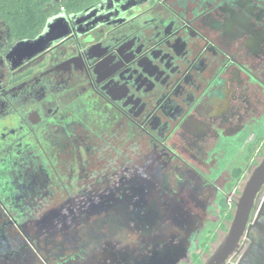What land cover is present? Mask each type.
I'll use <instances>...</instances> for the list:
<instances>
[{
    "label": "flooded vegetation",
    "instance_id": "flooded-vegetation-1",
    "mask_svg": "<svg viewBox=\"0 0 264 264\" xmlns=\"http://www.w3.org/2000/svg\"><path fill=\"white\" fill-rule=\"evenodd\" d=\"M100 1L94 28L0 57L25 67L0 75V264H203L264 156V0ZM205 205L229 226L184 262ZM222 264H264V182Z\"/></svg>",
    "mask_w": 264,
    "mask_h": 264
},
{
    "label": "water",
    "instance_id": "water-1",
    "mask_svg": "<svg viewBox=\"0 0 264 264\" xmlns=\"http://www.w3.org/2000/svg\"><path fill=\"white\" fill-rule=\"evenodd\" d=\"M101 3H94L79 13H57L51 15L45 21L42 31L32 38H22L15 41L5 54V59L10 64V69L14 70L22 64L31 60L53 45L64 40L71 33L72 22L74 25L85 26L80 32L88 31L103 21L98 18L97 13L100 11ZM96 14V17L92 16ZM264 182V156L258 165L253 169L245 187L236 203L235 213L231 224L224 235L222 241L213 253L204 261L203 264H222L226 257L237 246V241L245 229L248 214L254 200V197Z\"/></svg>",
    "mask_w": 264,
    "mask_h": 264
},
{
    "label": "trees",
    "instance_id": "trees-1",
    "mask_svg": "<svg viewBox=\"0 0 264 264\" xmlns=\"http://www.w3.org/2000/svg\"><path fill=\"white\" fill-rule=\"evenodd\" d=\"M50 0H0V38L15 42L22 38L38 35L51 15L58 12H78L98 0H58L52 8L43 7ZM0 49V54H1ZM251 145V150L255 148ZM239 177L240 169L232 171Z\"/></svg>",
    "mask_w": 264,
    "mask_h": 264
},
{
    "label": "rangeland",
    "instance_id": "rangeland-1",
    "mask_svg": "<svg viewBox=\"0 0 264 264\" xmlns=\"http://www.w3.org/2000/svg\"><path fill=\"white\" fill-rule=\"evenodd\" d=\"M57 3H58V0H50L49 2L45 3L43 5V7L52 8V7L56 6ZM13 43L14 42H11V41L6 42L4 38L3 39L0 38V49L2 51L0 54V57H4L5 53L8 51L10 46H12ZM48 58H49V55H48ZM1 74L4 75L1 78H2L3 82H5L6 79H8V76L10 73L7 70V66L4 65V63L0 60V75ZM10 75H12L11 77H13L12 80L14 81L12 85L20 83L21 82V81H19L20 78L25 75V67L17 69L13 74L11 73ZM17 79H19V80L17 81ZM235 152H236V155L234 157H231L230 159H227L226 161L222 162V170H223L221 173L222 177L219 178V180H218V184L221 187H223V185L230 180V178H231L230 177V170L232 169L233 166H240V167L242 166L243 167L245 164L243 146L240 147L238 150L236 149ZM235 152L233 151L232 154ZM248 176H249V173L245 172V175L241 178L240 181L237 182L236 187H237L238 191H241L243 184L245 183ZM205 191H213V189L209 190V188H206ZM228 194H225L226 200L228 199V197H227ZM205 206H208V214H210V212H212V215H209L210 218L207 220V224H206L207 226H206L205 233H204L205 234L204 240H203V237L201 236L198 241H197V239H194V240L190 239L188 241L189 245H187V246H188L189 251H188V253H186L187 257H186V259H184V262H187L189 260L188 258L190 257V255L194 254V253L199 252L200 258H202L205 254L209 255L214 250V248L218 244L220 238L224 235V233L226 232V230L229 226L230 219L229 220L224 219L223 214H222L223 212H221L222 216L220 217L218 215V208L217 207H215L214 205H212V206L205 205ZM227 211L231 212V214H232L234 211V208H232L231 206H228ZM219 214H220V210H219ZM219 223H221V224H219ZM220 225L221 226L223 225L225 228H222V227L220 228ZM207 228L210 230H207ZM213 232H215L217 235L216 239L211 238L213 235ZM202 245H205V252L200 253V251H201L200 248ZM188 255H189V257H188ZM204 259L205 258L203 257V260Z\"/></svg>",
    "mask_w": 264,
    "mask_h": 264
}]
</instances>
